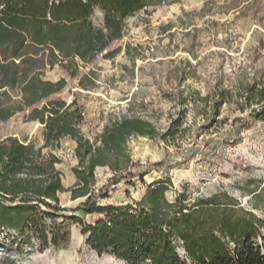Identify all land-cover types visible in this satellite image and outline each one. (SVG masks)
I'll list each match as a JSON object with an SVG mask.
<instances>
[{
	"label": "trees",
	"instance_id": "trees-1",
	"mask_svg": "<svg viewBox=\"0 0 264 264\" xmlns=\"http://www.w3.org/2000/svg\"><path fill=\"white\" fill-rule=\"evenodd\" d=\"M261 1L243 3L258 13ZM155 4L154 0H0V122L27 111L26 120L43 127L41 145L14 136L0 140V249L4 250L0 264H17L16 256L23 253L65 247L71 224L80 227L86 244L98 255L108 254L126 264H264V219L254 213L264 211V184L249 179L240 187L241 194L250 197L249 209L225 191L192 199L183 190L170 199L171 177L162 174L146 183L143 177L151 169L132 171L135 163L128 149L132 137H158L170 144L183 131L184 106L194 108L199 101L202 126L228 124L219 143H240L241 133L253 122H264V69L253 74L243 70L232 81L219 78L202 97L197 92L186 97L180 89L168 94L181 107L162 133L140 115H121L111 118L91 140L81 129L82 106L75 100L50 99L68 81L45 78L46 68L58 66L69 78L77 77V60L94 61L124 36L126 19ZM96 10L102 12L100 26L93 22ZM115 52L104 56L111 58ZM188 74L185 71L179 80ZM84 79L79 84L87 88ZM223 108L234 115L217 122ZM66 138L75 143L77 159L71 168L75 182L69 188L57 168L60 159L52 152ZM164 164L156 162L152 168ZM98 167L111 172L110 184L137 178L145 191L131 202H104L108 189L95 187ZM63 192L80 200L76 208L60 204ZM74 211L98 217L87 222L67 214Z\"/></svg>",
	"mask_w": 264,
	"mask_h": 264
},
{
	"label": "rangeland",
	"instance_id": "rangeland-1",
	"mask_svg": "<svg viewBox=\"0 0 264 264\" xmlns=\"http://www.w3.org/2000/svg\"><path fill=\"white\" fill-rule=\"evenodd\" d=\"M147 7L126 19L124 36L90 63L77 60L79 74L69 78L58 66L46 68L45 78L65 77L67 86L50 99L75 100L82 106L85 119L82 131L94 140L109 120L121 115H140L149 119L162 133L170 118L181 106L174 96L180 89L186 97L193 93L205 96L219 78L235 80L241 71L250 74L264 69V0L260 11L245 8L244 0H154ZM249 2L251 0H248ZM240 5V6H239ZM239 6V7H238ZM238 7V8H236ZM242 12V14H240ZM95 25H102V12L93 15ZM261 42V43H260ZM115 55L107 58L106 52ZM129 51L130 53H128ZM188 63L191 65L188 67ZM188 71L185 80H179ZM89 87L79 84L81 78ZM93 83V84H92ZM197 98V97H196ZM188 104L183 131L169 144L160 138L132 137L128 149L135 163L132 171L151 172L143 177L150 183L162 174L171 177L170 199L183 190L193 199L225 191L249 209V196L240 187L249 179L264 184V122L255 121L241 133L236 145L219 143L229 128L218 121L231 116L224 108L210 129L202 126V104ZM27 111L16 113L0 122V140L9 136L41 145L42 125L27 121ZM74 142L62 139L52 152L60 159L65 188L74 184L71 168L77 163ZM46 152L48 150H45ZM165 161L159 169L153 163ZM96 189L107 188V203L137 200L145 191L137 178H123L110 184L111 172L106 167L95 171ZM131 179V180H130ZM134 182V185L127 184ZM60 204L74 209L80 200H71L69 192L59 195ZM264 219V211H254ZM87 222L97 215L81 211L67 212ZM70 241L63 248L28 252L16 256L17 264H126L108 254L98 255L87 244L76 224L70 225ZM4 250L0 249V253Z\"/></svg>",
	"mask_w": 264,
	"mask_h": 264
},
{
	"label": "crops",
	"instance_id": "crops-1",
	"mask_svg": "<svg viewBox=\"0 0 264 264\" xmlns=\"http://www.w3.org/2000/svg\"><path fill=\"white\" fill-rule=\"evenodd\" d=\"M75 147V143H74V145H73V148ZM75 182V181H74Z\"/></svg>",
	"mask_w": 264,
	"mask_h": 264
},
{
	"label": "built area",
	"instance_id": "built-area-1",
	"mask_svg": "<svg viewBox=\"0 0 264 264\" xmlns=\"http://www.w3.org/2000/svg\"><path fill=\"white\" fill-rule=\"evenodd\" d=\"M181 253H183V252L181 251Z\"/></svg>",
	"mask_w": 264,
	"mask_h": 264
}]
</instances>
